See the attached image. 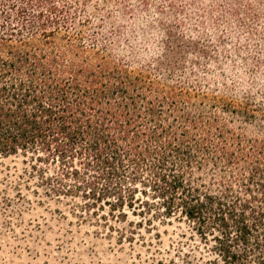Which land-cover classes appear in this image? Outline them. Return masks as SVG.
<instances>
[{
    "label": "trees",
    "instance_id": "obj_1",
    "mask_svg": "<svg viewBox=\"0 0 264 264\" xmlns=\"http://www.w3.org/2000/svg\"><path fill=\"white\" fill-rule=\"evenodd\" d=\"M199 1L0 0V162L103 235L174 220L264 264V84L225 73L262 66L264 10Z\"/></svg>",
    "mask_w": 264,
    "mask_h": 264
},
{
    "label": "rangeland",
    "instance_id": "obj_2",
    "mask_svg": "<svg viewBox=\"0 0 264 264\" xmlns=\"http://www.w3.org/2000/svg\"><path fill=\"white\" fill-rule=\"evenodd\" d=\"M224 1L200 0L196 6L213 9ZM251 1L256 11L264 10L258 6L259 0ZM188 4L185 10L195 22L193 6ZM254 27L261 33L264 17ZM242 64L237 61L235 68H226L225 73H236L245 82L253 77L264 84V57L253 75ZM24 167L20 157L0 162V264H205L209 258L205 255L204 261L200 260L204 253L196 249L201 246L198 239L185 223L174 220L155 224L153 229L142 228L133 235L127 232L121 239L118 234L103 235L90 223L70 217L65 204L57 205L41 195L34 197L33 190L24 187ZM121 226L128 229L125 224Z\"/></svg>",
    "mask_w": 264,
    "mask_h": 264
}]
</instances>
